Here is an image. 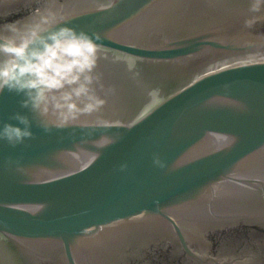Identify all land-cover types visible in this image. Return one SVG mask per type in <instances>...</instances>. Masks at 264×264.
I'll list each match as a JSON object with an SVG mask.
<instances>
[{"label":"water","instance_id":"water-1","mask_svg":"<svg viewBox=\"0 0 264 264\" xmlns=\"http://www.w3.org/2000/svg\"><path fill=\"white\" fill-rule=\"evenodd\" d=\"M253 3L0 0V29L52 12L100 33L106 101L45 132L22 94L0 93V124L19 112L33 132L0 141V264H264V4Z\"/></svg>","mask_w":264,"mask_h":264},{"label":"clouds","instance_id":"clouds-1","mask_svg":"<svg viewBox=\"0 0 264 264\" xmlns=\"http://www.w3.org/2000/svg\"><path fill=\"white\" fill-rule=\"evenodd\" d=\"M261 4L264 0H254L252 10L258 11ZM59 23L55 13L47 12L31 23L13 22L0 29V93L22 94V107L39 115L45 132L96 112L106 103L95 88L100 80L95 73L100 33ZM128 67L131 71L135 65ZM11 119L18 124H0V141L15 146L33 136L28 116L17 112Z\"/></svg>","mask_w":264,"mask_h":264}]
</instances>
